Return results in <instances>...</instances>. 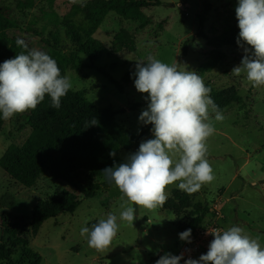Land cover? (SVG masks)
Returning a JSON list of instances; mask_svg holds the SVG:
<instances>
[{"label": "rangeland", "instance_id": "obj_1", "mask_svg": "<svg viewBox=\"0 0 264 264\" xmlns=\"http://www.w3.org/2000/svg\"><path fill=\"white\" fill-rule=\"evenodd\" d=\"M86 1L98 3L104 0H0V10L16 23V27L9 30L11 38L24 35L34 46L41 48L44 38L52 39V33L59 32L61 43L52 49V53L64 64L71 89L83 90L87 98L99 106H112L118 112L116 120L135 134L143 127L139 117L149 101L147 94L136 90L134 73L136 64L147 62L149 56L170 65L176 63L179 70L196 71L205 85L234 88L243 97V102L232 103L226 108L222 112L225 117L222 122L215 121L213 114L216 130L207 141V158L215 179L191 194L190 205L177 204L172 208L177 201L174 191L179 189V182L166 188L168 199L163 207L148 211L132 205L136 209L133 226L119 219L122 193L114 182L111 181L110 187L102 186L92 198H85L78 192V188L89 189L95 183L110 181L105 174L91 179L89 171L70 173L63 167L60 171L64 178L57 179L48 173L30 189L0 166V246H7L10 239L1 224L4 212L10 211L29 220L33 206L40 199L62 196L65 190L78 193L81 200L74 213L62 212L58 217L46 220L38 235L32 237L29 248L36 253V258L25 260L24 248L19 247L12 260L1 264H156L166 253L176 256L182 253L185 241L179 234L190 223L191 211L197 207L210 208L199 228L213 223L220 212L226 222L225 230L231 226L242 227L252 238L259 237L264 247V86L253 87L243 73L235 76L231 72L245 55L242 47L224 46V59L212 71H200V66L215 49L209 45V38L233 26L229 15L237 8L238 0H162L161 5L145 9L149 17L146 25L111 12L95 34L107 50L94 66L86 55L81 54L87 66L77 72L69 64V53L76 47L65 36V23L85 21L83 4ZM203 13L207 14L202 26L200 15ZM122 28L133 36L134 41L116 52L115 37ZM132 46L136 50L131 51ZM101 67L122 84L125 74L130 72L131 83L124 84L125 89L121 92L100 72ZM136 103L145 104L133 109ZM29 112L16 114L8 120L2 116L0 158L10 144L21 143L29 133L26 121ZM138 150L123 149L118 155L104 157L102 161L106 168L115 167ZM70 179L77 186L70 184ZM169 204L171 210L167 209ZM108 214L117 216L119 230L110 247L100 253L88 246L87 236L81 235V229H91ZM207 251L208 247L197 260Z\"/></svg>", "mask_w": 264, "mask_h": 264}, {"label": "clouds", "instance_id": "obj_2", "mask_svg": "<svg viewBox=\"0 0 264 264\" xmlns=\"http://www.w3.org/2000/svg\"><path fill=\"white\" fill-rule=\"evenodd\" d=\"M235 11L240 30L237 44L245 55L231 72L235 76L243 73L253 87L259 88L264 86V0H238ZM16 44L28 49L24 39L18 38ZM134 75L136 90L147 94L149 101L139 120L152 125L154 139L141 142L126 162L103 170L106 179L122 193L119 219L130 226L136 219L132 205L154 211L167 202L169 185L179 182V190L191 195L215 179L207 158V141L216 130L213 114L217 122L225 118L210 96L211 89L194 70H179L176 63L170 65L149 56L147 62L136 64ZM71 88L70 78L61 76L49 54L37 49L21 52L0 64V113L8 120L35 110L46 95L52 107L59 109L61 98ZM118 230L117 216L108 214L91 229L83 227L81 235L87 236L89 247L103 253ZM208 232L214 239L207 253L198 260L188 258L185 264H264L259 237L252 238L242 227ZM179 237L190 243L191 229ZM181 259L183 254L166 253L156 264H180Z\"/></svg>", "mask_w": 264, "mask_h": 264}, {"label": "trees", "instance_id": "obj_3", "mask_svg": "<svg viewBox=\"0 0 264 264\" xmlns=\"http://www.w3.org/2000/svg\"><path fill=\"white\" fill-rule=\"evenodd\" d=\"M162 0H104L98 3L84 2L85 21L65 23V36L71 40L76 49L69 53V64L77 72L82 71L87 63L81 54L86 55L92 62L99 60L107 47L95 37L96 32L104 23L109 13L113 12L127 20H132L146 25L149 22L145 9L159 6ZM236 10V9H235ZM230 13L229 18L234 23L225 32L209 38V45L214 47L208 59L200 66V71L205 73L212 71L225 57L222 51L224 46L239 48L237 39L239 36L236 11ZM206 14L200 15V23L203 26ZM16 27V23L0 10V64L5 60L13 59L24 52L27 54L32 49H37L49 54L58 64L61 76H65L64 64L55 59L52 49H56L61 43L59 32L52 33V39L44 38V46L39 48L32 44L24 35H16L11 38L9 30ZM24 39L28 49L17 46V39ZM53 40V42H52ZM114 49L122 51L129 43L134 41L133 36L122 28L115 37ZM136 50L135 46L131 51ZM100 72L109 77L110 81L123 92L124 84L131 83V73L124 76V84L119 83L106 69L99 68ZM211 89L210 96L224 112L232 103L243 102V97L233 90L234 88L221 89L206 84ZM148 103V102H146ZM136 103L133 109L144 105ZM117 110L112 106H99L96 102L87 98L83 90L70 89L66 96L61 98L59 109L52 107L50 96L37 105L35 110H30L26 117L30 127L29 133L19 143L10 144L0 158V166L12 178L20 182L26 188L33 189L40 178L51 174L57 179L64 178L61 168L65 167L70 173L89 171L91 179L102 176L105 173L104 157L118 155L123 149H139L141 142L151 139L153 132L151 124H143L138 134L120 124L116 120ZM95 120L96 125H91ZM3 126L2 113H0V127ZM115 155H110V153ZM70 184L77 183L70 179ZM102 186L110 187L111 181L95 183L91 188H78V192L85 198L97 195ZM176 203L172 201V208L178 205H190L191 195L179 189L174 191ZM81 203L79 194L65 190L62 196L40 199L32 209L29 220L19 215H13L6 211L2 215V227L9 235V244L0 246V264L3 261L12 260L19 247L24 248V259L36 258V253L29 246L32 237L38 235L44 222L56 218L62 212L74 213ZM171 210V206L167 207ZM210 212L209 207H197L191 211V221L184 231L191 229L195 232L202 225L204 218ZM33 264H38L37 262Z\"/></svg>", "mask_w": 264, "mask_h": 264}, {"label": "built area", "instance_id": "obj_4", "mask_svg": "<svg viewBox=\"0 0 264 264\" xmlns=\"http://www.w3.org/2000/svg\"><path fill=\"white\" fill-rule=\"evenodd\" d=\"M220 219H223V215L218 212V216L213 223H207L203 225L204 227L197 229L191 234V242L185 241L182 246L181 254H183V259L180 260V264H185V260L188 258L197 259V255L209 246L214 236L208 231H220V227L216 224Z\"/></svg>", "mask_w": 264, "mask_h": 264}, {"label": "crops", "instance_id": "obj_5", "mask_svg": "<svg viewBox=\"0 0 264 264\" xmlns=\"http://www.w3.org/2000/svg\"><path fill=\"white\" fill-rule=\"evenodd\" d=\"M147 9V8H146ZM219 227H220V231H223V230H225L224 229V226L226 225V222H224V220H219L217 223H216ZM213 239H214V237H213ZM209 247V246H208ZM207 249V248H206ZM206 249H204V251L206 250ZM180 251V250H179ZM203 253V252H202ZM199 254H201V253H199ZM198 254V255H199ZM198 255H197V258H198ZM179 256V255H178Z\"/></svg>", "mask_w": 264, "mask_h": 264}]
</instances>
